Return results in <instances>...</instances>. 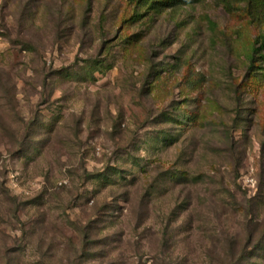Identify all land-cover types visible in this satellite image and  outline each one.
Instances as JSON below:
<instances>
[{"label": "rangeland", "instance_id": "rangeland-1", "mask_svg": "<svg viewBox=\"0 0 264 264\" xmlns=\"http://www.w3.org/2000/svg\"><path fill=\"white\" fill-rule=\"evenodd\" d=\"M261 1L0 0V264H264Z\"/></svg>", "mask_w": 264, "mask_h": 264}, {"label": "trees", "instance_id": "trees-1", "mask_svg": "<svg viewBox=\"0 0 264 264\" xmlns=\"http://www.w3.org/2000/svg\"><path fill=\"white\" fill-rule=\"evenodd\" d=\"M200 0H139V3L145 5V4H152L154 3L156 5L157 2L160 3V5L164 8V7H179L181 5H186V4H192L195 2H198ZM259 4L262 5V1L259 0ZM263 17V14H262ZM263 19V18H260ZM261 22H263L261 20ZM264 25V22H263ZM262 39L264 40V34L262 36ZM257 52V50H256ZM264 57V56H263ZM84 239H87L84 237ZM88 254H90V247H89V242L86 241V244L83 246V251H82V256H88Z\"/></svg>", "mask_w": 264, "mask_h": 264}]
</instances>
